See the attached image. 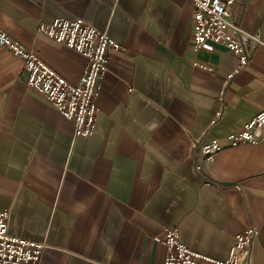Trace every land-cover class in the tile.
Instances as JSON below:
<instances>
[{
  "label": "crops",
  "instance_id": "0c3cea01",
  "mask_svg": "<svg viewBox=\"0 0 264 264\" xmlns=\"http://www.w3.org/2000/svg\"><path fill=\"white\" fill-rule=\"evenodd\" d=\"M193 12L191 0H0V29L72 84L87 59L41 23L82 18L120 46L85 137L0 47V211L11 233L47 245L36 264H163L167 230L225 260L249 228V264H264V140H225L264 110V0L229 8L263 41L244 66L221 44L194 49ZM210 138L224 146L213 159Z\"/></svg>",
  "mask_w": 264,
  "mask_h": 264
},
{
  "label": "built area",
  "instance_id": "2783aa9c",
  "mask_svg": "<svg viewBox=\"0 0 264 264\" xmlns=\"http://www.w3.org/2000/svg\"><path fill=\"white\" fill-rule=\"evenodd\" d=\"M194 5L192 41L195 50H212L221 44L238 57L240 66L247 64L250 47L262 44L258 33H249L234 25L229 8L235 0H191ZM39 31L62 43L87 59V66L77 84L55 72L32 52L24 49L0 29V47L23 60L27 86L72 124L75 137L92 134L99 112L97 99L101 80L108 71L107 57L119 44L108 34L99 31L82 18H56L41 23ZM207 69V67H204ZM231 147L257 145L264 140V110L235 133L225 136ZM224 146L216 138L203 139L201 151L213 159ZM9 213L0 211V264H36L47 247L44 242L13 234L8 229ZM257 230L249 228L236 235L229 256L218 260L197 253L181 242L174 230H167L155 239L166 248L163 264H249L251 246Z\"/></svg>",
  "mask_w": 264,
  "mask_h": 264
}]
</instances>
